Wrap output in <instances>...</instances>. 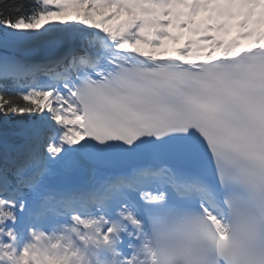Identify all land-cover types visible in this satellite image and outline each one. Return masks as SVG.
<instances>
[{"label": "snow or ice", "instance_id": "6c2138e0", "mask_svg": "<svg viewBox=\"0 0 264 264\" xmlns=\"http://www.w3.org/2000/svg\"><path fill=\"white\" fill-rule=\"evenodd\" d=\"M178 259L264 264V0H0V264Z\"/></svg>", "mask_w": 264, "mask_h": 264}, {"label": "clouds", "instance_id": "9594fccd", "mask_svg": "<svg viewBox=\"0 0 264 264\" xmlns=\"http://www.w3.org/2000/svg\"><path fill=\"white\" fill-rule=\"evenodd\" d=\"M176 264H185V262L182 259H178Z\"/></svg>", "mask_w": 264, "mask_h": 264}, {"label": "trees", "instance_id": "16d2710c", "mask_svg": "<svg viewBox=\"0 0 264 264\" xmlns=\"http://www.w3.org/2000/svg\"><path fill=\"white\" fill-rule=\"evenodd\" d=\"M8 2H16V3H20V2H23V0H8Z\"/></svg>", "mask_w": 264, "mask_h": 264}]
</instances>
